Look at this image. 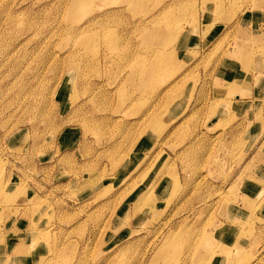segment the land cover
<instances>
[{
	"label": "rangeland",
	"instance_id": "1",
	"mask_svg": "<svg viewBox=\"0 0 264 264\" xmlns=\"http://www.w3.org/2000/svg\"><path fill=\"white\" fill-rule=\"evenodd\" d=\"M0 264H264V0H0Z\"/></svg>",
	"mask_w": 264,
	"mask_h": 264
},
{
	"label": "bare ground",
	"instance_id": "2",
	"mask_svg": "<svg viewBox=\"0 0 264 264\" xmlns=\"http://www.w3.org/2000/svg\"><path fill=\"white\" fill-rule=\"evenodd\" d=\"M178 31V30H177ZM159 55L158 54H154L153 55V60H151L152 61V65L149 63V65H147L146 67H147V69H146V71H141V73L143 74V75H155L156 73H157V69H156V67H157V63L158 62H160V60H159V57H158ZM147 57V56H146ZM162 63H164V62H162ZM153 78V77H152ZM151 196V195H150ZM140 197V196H139ZM140 199V198H139ZM146 199H148V198H146ZM139 201V203L141 202L140 200H138Z\"/></svg>",
	"mask_w": 264,
	"mask_h": 264
}]
</instances>
